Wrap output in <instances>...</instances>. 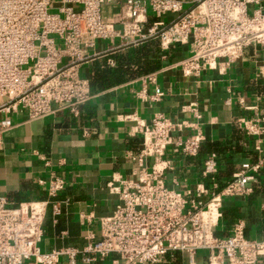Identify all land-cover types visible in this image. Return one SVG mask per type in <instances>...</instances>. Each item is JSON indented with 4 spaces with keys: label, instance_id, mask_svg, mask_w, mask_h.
Returning <instances> with one entry per match:
<instances>
[{
    "label": "built area",
    "instance_id": "obj_1",
    "mask_svg": "<svg viewBox=\"0 0 264 264\" xmlns=\"http://www.w3.org/2000/svg\"><path fill=\"white\" fill-rule=\"evenodd\" d=\"M153 40L163 60L174 48L187 50L171 65L185 77L200 81L209 72L225 75L246 49L264 48V0H0V148L4 135L15 128L16 113H26L29 122L62 112L77 116L93 100L81 70L107 56L93 54L99 43L116 53ZM108 64L115 66L113 60ZM156 76L142 78V101L164 97L146 89ZM239 104L246 107L243 99ZM184 110L200 120L196 104ZM125 118L136 123L142 147L132 175L109 185L119 204L111 217L100 220L99 235L88 232L82 249L41 250L48 208L55 218L61 215L59 198L67 187L52 175L47 201L12 207L0 200V264H101L113 256L112 264H163L175 253L187 255L188 264H200L199 252L206 253L204 264H264V241L247 238L243 223L229 237L216 235L224 201L254 193L264 156L222 185L217 157L211 155L202 170L209 183L180 192L176 180L169 184L165 179L175 169L168 154L197 158L204 144L199 123L174 122L163 114L149 121ZM239 124L262 143L263 118ZM174 134L180 136L174 139Z\"/></svg>",
    "mask_w": 264,
    "mask_h": 264
},
{
    "label": "crops",
    "instance_id": "obj_2",
    "mask_svg": "<svg viewBox=\"0 0 264 264\" xmlns=\"http://www.w3.org/2000/svg\"><path fill=\"white\" fill-rule=\"evenodd\" d=\"M109 46L97 45L93 54L107 56L86 63L81 70L84 78L91 79L95 69H115L118 55L137 48L109 53ZM185 56V48L172 49L167 60L161 58L162 66L156 71L94 93L93 100L77 116L62 112L29 122L24 112L13 115L15 128L4 135L0 148V200L12 207L44 202L49 200L47 185L52 175L67 183L59 198L61 215L55 218L52 208H48L40 245L43 252L63 247L82 249L85 235L93 232L98 236L100 220L115 212L119 199L110 193L109 185H118L132 175L137 165L134 157L142 147L141 138L134 133L136 123L125 117L149 121L154 115L163 114L174 122L189 119L199 123L204 136L199 156L185 159L177 152L168 154L175 169L166 173L165 179L169 184L176 180L179 183L176 190L180 192L209 183L202 177V170L211 155L217 157V180L222 185L232 180L244 165H256L264 156V137L259 143L239 124L242 119H264V48L246 49L243 58L225 75L209 72L200 81L171 67ZM109 60H113L114 67L109 66ZM152 73H157L156 82L146 89L149 95L156 90L164 93L160 102L139 98L145 86L142 78ZM228 99L232 100L231 105H227ZM242 99L246 107L239 104ZM190 104L198 106L199 121L184 110ZM179 136L174 134V139ZM152 164V159L147 160L148 167ZM222 214L216 230L218 237H229L233 227L241 222L247 238L264 241V167L254 193L225 200ZM205 255L198 253L200 264H204ZM115 258L101 264H112ZM163 264H188V257L175 253Z\"/></svg>",
    "mask_w": 264,
    "mask_h": 264
},
{
    "label": "trees",
    "instance_id": "obj_3",
    "mask_svg": "<svg viewBox=\"0 0 264 264\" xmlns=\"http://www.w3.org/2000/svg\"><path fill=\"white\" fill-rule=\"evenodd\" d=\"M126 50L125 52H129L133 49ZM162 55L160 44L155 40L140 45L129 54L118 55L115 69H95L91 79H89L92 93L156 71L162 66Z\"/></svg>",
    "mask_w": 264,
    "mask_h": 264
},
{
    "label": "rangeland",
    "instance_id": "obj_4",
    "mask_svg": "<svg viewBox=\"0 0 264 264\" xmlns=\"http://www.w3.org/2000/svg\"><path fill=\"white\" fill-rule=\"evenodd\" d=\"M251 13V12H250Z\"/></svg>",
    "mask_w": 264,
    "mask_h": 264
}]
</instances>
